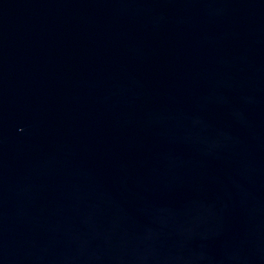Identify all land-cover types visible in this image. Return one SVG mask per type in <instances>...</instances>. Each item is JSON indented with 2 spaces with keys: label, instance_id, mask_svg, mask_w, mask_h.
I'll list each match as a JSON object with an SVG mask.
<instances>
[{
  "label": "water",
  "instance_id": "obj_1",
  "mask_svg": "<svg viewBox=\"0 0 264 264\" xmlns=\"http://www.w3.org/2000/svg\"><path fill=\"white\" fill-rule=\"evenodd\" d=\"M0 264H264V0H0Z\"/></svg>",
  "mask_w": 264,
  "mask_h": 264
}]
</instances>
